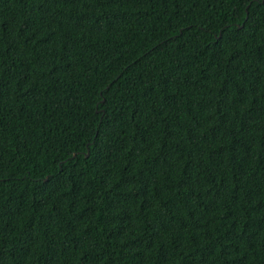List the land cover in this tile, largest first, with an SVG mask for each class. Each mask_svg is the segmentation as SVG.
<instances>
[{
	"label": "trees",
	"instance_id": "obj_1",
	"mask_svg": "<svg viewBox=\"0 0 264 264\" xmlns=\"http://www.w3.org/2000/svg\"><path fill=\"white\" fill-rule=\"evenodd\" d=\"M0 264H264V0H0Z\"/></svg>",
	"mask_w": 264,
	"mask_h": 264
}]
</instances>
